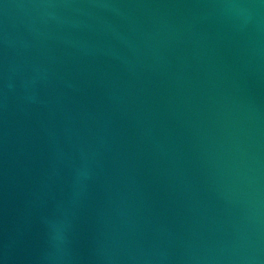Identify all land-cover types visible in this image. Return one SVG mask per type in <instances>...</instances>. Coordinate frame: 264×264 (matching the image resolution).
<instances>
[{"label": "water", "instance_id": "95a60500", "mask_svg": "<svg viewBox=\"0 0 264 264\" xmlns=\"http://www.w3.org/2000/svg\"><path fill=\"white\" fill-rule=\"evenodd\" d=\"M0 264H264V0H0Z\"/></svg>", "mask_w": 264, "mask_h": 264}]
</instances>
